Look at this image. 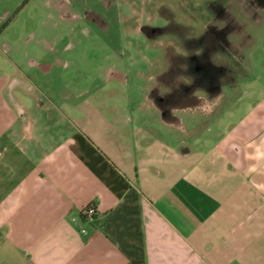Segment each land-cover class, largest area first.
Instances as JSON below:
<instances>
[{
    "label": "crops",
    "instance_id": "crops-1",
    "mask_svg": "<svg viewBox=\"0 0 264 264\" xmlns=\"http://www.w3.org/2000/svg\"><path fill=\"white\" fill-rule=\"evenodd\" d=\"M16 89L0 81V264H264V97L231 124L162 90L102 127Z\"/></svg>",
    "mask_w": 264,
    "mask_h": 264
},
{
    "label": "rangeland",
    "instance_id": "rangeland-1",
    "mask_svg": "<svg viewBox=\"0 0 264 264\" xmlns=\"http://www.w3.org/2000/svg\"><path fill=\"white\" fill-rule=\"evenodd\" d=\"M10 78L33 113L35 96H50L68 113H99L102 127L126 110L137 125L164 90L187 105L210 98L197 114L229 108L236 124L239 98L264 97V0H0V81Z\"/></svg>",
    "mask_w": 264,
    "mask_h": 264
},
{
    "label": "trees",
    "instance_id": "trees-1",
    "mask_svg": "<svg viewBox=\"0 0 264 264\" xmlns=\"http://www.w3.org/2000/svg\"><path fill=\"white\" fill-rule=\"evenodd\" d=\"M4 27H5V26H4ZM181 59H183V61L180 62L181 66H182V63H185V62H184V59L187 60V58H186L185 56H183ZM188 59H189V58H188ZM189 60L191 61V59H189ZM187 61H188V60H187ZM180 64H178V65H180ZM188 64H189V63H188ZM188 64H187V65H188ZM175 65H177V64H175ZM178 65L176 66L177 68H175L174 65H172L173 68H174V71L177 70V69H179V70L181 69V72H182V68H183V67L180 66V68H178ZM184 69H186V66H185V68H183V70H184ZM215 73L217 74L216 77H218V80H219V78L222 77V75H224V74L226 73V71H225L224 67H222V65H220V66L216 69ZM214 78H215V77H214ZM214 80H215V79H214ZM214 82H215V81H211L210 84H213ZM219 82H220V80L217 81V82H215V83L212 85V87H210V88H206V89H205L206 92L209 93V94H211V92L215 90L214 87H216L217 85H219ZM182 86H184V84H181V87H182ZM209 86H211V85H209ZM171 94H173V93H171ZM171 94H170V95H171ZM202 99L204 100L203 102H206L205 100H208V99L210 100V98H206V97H204V98H202ZM203 102H200V103H203Z\"/></svg>",
    "mask_w": 264,
    "mask_h": 264
},
{
    "label": "built area",
    "instance_id": "built-area-1",
    "mask_svg": "<svg viewBox=\"0 0 264 264\" xmlns=\"http://www.w3.org/2000/svg\"><path fill=\"white\" fill-rule=\"evenodd\" d=\"M97 213H98V211H97V208L95 206H93V205L87 206L83 210L84 221L92 222L95 219ZM83 231H85V229H83Z\"/></svg>",
    "mask_w": 264,
    "mask_h": 264
},
{
    "label": "flooded vegetation",
    "instance_id": "flooded-vegetation-1",
    "mask_svg": "<svg viewBox=\"0 0 264 264\" xmlns=\"http://www.w3.org/2000/svg\"><path fill=\"white\" fill-rule=\"evenodd\" d=\"M261 1H263V0H261ZM161 107V106H160ZM162 108V107H161ZM163 109V108H162ZM174 108L173 107H170V106H166V107H164V110L166 111V112H169V111H172Z\"/></svg>",
    "mask_w": 264,
    "mask_h": 264
}]
</instances>
